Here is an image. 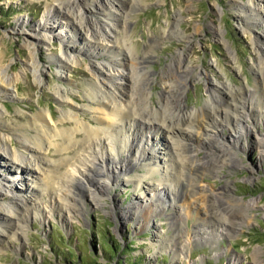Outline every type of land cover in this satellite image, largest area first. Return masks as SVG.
<instances>
[{
	"label": "rangeland",
	"instance_id": "obj_1",
	"mask_svg": "<svg viewBox=\"0 0 264 264\" xmlns=\"http://www.w3.org/2000/svg\"><path fill=\"white\" fill-rule=\"evenodd\" d=\"M50 1L52 0H0V71L6 70L10 72V76L19 74L9 91L0 87V109L5 108L4 116H0V147L6 144L10 150L31 156V152L24 148V138L17 130L19 126H23V132L27 130V133L34 134L35 131L30 130V127L35 122L40 124L36 117L38 111L52 110L54 119H51L50 125L53 129L58 127L56 124L59 127L64 125L73 128V116L63 124L59 123L64 112L74 114L68 104L59 98L56 92L59 86L67 89L72 103L78 105L79 119L88 121L90 125H99L95 117L99 114L87 106L91 103L92 92L97 94V98L102 92L98 89L100 81L93 62L105 63L126 47H130L133 54L142 56L152 39H158L159 43L157 47H153V57L145 63V67L151 70L153 78V82L148 85L147 102L154 107L161 104V93L167 86L165 79L168 65L174 61L177 52L182 50L188 54L186 59L193 69L191 80L186 86V106L182 110H198L206 105L211 82L215 86L224 82L233 88L256 87L259 73L255 66L259 53L254 38L258 33L264 35V25L248 24L240 4H235L234 0H127L115 15L113 12L99 14L97 0H82L83 10L90 16L108 21L117 19L116 47L111 48L113 52L102 51L100 55L81 50L89 41L82 37L83 33L76 26L69 28L64 17H51L47 11ZM99 1L108 3L109 0ZM236 1L245 5L249 0ZM47 19L56 20V24L60 26L55 30L56 34L59 33L57 36L48 31L51 40L44 44L28 33L32 32L40 20ZM68 32L75 34L71 42L66 36ZM29 43L35 49L41 70L29 66ZM66 43L74 46L71 51L79 57V61L62 66L59 57L65 50ZM262 46L264 47V43ZM127 69L131 70L130 66ZM132 73L129 86L132 88L131 98L135 99V96H141L144 92V70L139 68ZM249 116L248 122L253 130L244 131L237 142L231 140L238 136L237 131L232 125L226 124L219 126V139L223 149L214 144L211 147L200 144L196 149L188 148L179 156L178 165L181 166L190 160L195 162L205 158L213 159L217 155L223 157L212 169H200V177H196L194 169L187 170L181 166V169L176 168L181 171L179 179L173 180V184L179 194L171 190L164 194V200H160L164 201V207L147 223L144 218H138L134 214V201L147 204L148 189L159 185L164 178V167L176 160V154L172 151L169 154V148L161 135L156 137L152 134L148 140L156 149L158 157H153L155 164L159 163L163 167L151 171L149 165H135V169L129 173L138 174L142 179V189H137L135 180L127 181L129 175L123 173L116 174L118 181L112 182L105 189L96 184L92 174L83 176V179L81 177L82 181L78 174L71 187L74 188L76 182L82 183L75 187V191L77 202L83 210L59 205L61 209L58 207L54 212H49L51 196L46 190L48 188L39 180L36 181L38 172H25L24 175L13 177L0 167V181L8 176L13 190L24 194L33 193L37 204L48 212L47 215L32 212L23 236H5L0 250V264H127L126 261L130 260L137 264H264V139L263 142L260 141V137L264 138V113L260 118L252 113ZM82 134H77V138H82ZM5 135L10 137L9 141H5ZM144 145L150 147L148 144ZM57 147L59 146L52 145L44 153L56 164L52 173L60 177L67 167L65 164L58 165L59 161L71 159L79 147H72L68 151H58ZM149 149L153 150L151 147ZM209 150L213 153L210 154ZM162 157L168 158L167 163L160 161ZM22 159L25 166L31 167L29 159ZM3 163L0 158V164ZM176 169H171L175 175L178 173ZM106 178L103 175L100 180ZM199 183L208 185L207 190L205 189L207 194L218 192L217 197L228 203H233L234 197L255 200L251 209H242L241 212L238 210L240 205H235L239 217L234 219L237 223L236 230L231 234L222 233L214 238L207 235L204 230L206 228L202 226L203 230L197 232L198 218L206 216L204 209L193 207L190 201L193 195L185 200L184 194L180 193L181 190H187L193 194L190 187ZM33 187L37 189L32 190ZM92 188L96 189L97 194L91 193ZM6 189L3 191L11 195V191ZM1 190L0 204L6 205L11 200L9 196L1 195ZM185 203L192 205L188 209L189 216L173 223L174 214L180 209L186 210ZM218 211L219 215L209 216L211 226L207 221L203 222L206 227L209 226L207 232L215 227V223L226 220L225 213L220 209ZM246 213L251 216L250 222H244L243 216Z\"/></svg>",
	"mask_w": 264,
	"mask_h": 264
},
{
	"label": "bare ground",
	"instance_id": "obj_2",
	"mask_svg": "<svg viewBox=\"0 0 264 264\" xmlns=\"http://www.w3.org/2000/svg\"><path fill=\"white\" fill-rule=\"evenodd\" d=\"M126 1L127 0H109L108 3H104L97 0V4L99 3L97 6L98 12L99 14L102 12H113V15H115V13L118 14V11H120L119 9L121 6L125 5L124 3H126ZM234 1L235 4H240L241 9L244 11V19H246L248 24L255 26L264 25V0H259L258 3L256 0H249L245 5L238 3L236 0ZM49 4L47 11L50 12L51 17L54 15L64 17L66 19L64 22L69 28L73 29L74 26H76L78 31L83 33L82 37L89 41V44L86 43L81 50L84 49L87 53L93 55H100L107 50L113 52L111 48H115V44L118 41V33H116L118 29L117 19H115V21H108L98 16H90L89 13L83 10L84 4L82 0H52ZM50 19L52 20L53 18ZM50 19L45 21L40 20L34 29H32V32L28 34L37 41L46 44L51 40V36L47 34L48 31L53 32L54 36L59 34H56L55 30H57L56 28H58L60 24H56V20L51 21ZM178 19H180V17H178ZM72 35L73 33L70 34L69 32L66 34L70 42L75 38V34ZM91 42H93V44H91ZM31 43L27 44L31 53V60L28 61L29 66L32 69L41 70L40 65L37 63L38 59L35 54V49ZM124 43L126 44V42ZM158 43V39L150 40L142 56L133 54L130 52V47H126L121 50L120 53L112 55L111 59H108L105 63L98 61L93 62V66L96 70L95 72H97L98 75L97 78L100 81V83H98V89L102 92L99 98H97V94H93L92 92V94H90L92 98L91 103L87 106L93 108L94 111L99 114V116L95 115L99 125H90L91 123L88 124V121H84L81 118L79 119L78 105L72 103L70 100V98H72L70 92L59 86L56 90L59 98L63 103H67L75 114L72 115V113L64 112L62 118L59 119V123L63 124L73 116L75 118V125L73 128H68L64 125L59 127V125L56 124L58 127L53 129L50 125L51 119H54L52 110L49 109L47 112L38 111L36 117L40 124L35 122L34 125L30 127V130L35 131L34 134L31 135L27 133V130L23 132L21 129L23 126H19L17 130L24 138L25 141L23 140V146L31 152V156H26L21 151H16L14 149L10 150L7 148L6 144L0 147V158L4 161L3 165L0 164V167L7 170L9 176L18 177L25 172L39 173V175L35 176L36 181L39 180V182L43 183L46 188H48L46 190H48L51 196V204H48L49 212H54L59 205L68 206V208L71 207L74 210L75 207L77 210L81 209L77 202L78 196H76L77 192L75 191V187L81 186L82 183L76 182L77 184H74V188L71 187L73 186V180L77 179L78 174L80 175V179L81 177L83 179V176L87 174H92L94 176L93 178L97 181L96 184L102 189H105L118 181V176H116V174L123 173L129 175L127 181L135 180L137 189H140L141 186H143L142 179L137 176V173L129 174L131 170L135 169V165L140 167L149 165L151 171L160 168V166L161 168L163 167L159 165V163L155 164L156 161L153 160V157H158L156 155V149L154 146H151L152 144L148 140V137L153 134L156 137L161 135L163 140L165 139L166 147L169 148V154H171V151L174 152L176 154V160L174 159L175 162L164 167L163 176L165 179L163 178L157 187H150L148 189L149 192L146 194L148 200L147 204L143 201H134V205H136L134 206V214H137L138 218H144L145 223H147L153 215L160 211L161 207H164V201H160L164 194L170 190L177 192L175 193L177 195L179 194L173 184V180L177 181L179 179V172L181 170L179 171V169L176 168H180L179 166L181 165H178L180 160L179 156H181L185 150L188 148L196 149L201 146L200 144L209 147L214 144L223 149L221 140L219 139L221 136L219 126L222 127L226 124L232 125L237 131L238 136L231 140L237 142L240 137L242 138L244 131H249V129L253 130V127L248 122L250 120L249 114H256L259 118L263 115L264 47L262 43H264V35L262 33H258L257 37L254 38V43L259 53L258 63L256 62L255 66L256 71L259 73L256 87L254 89L239 86L238 88H233L226 85L224 82L216 86L211 82V85H209L210 95L207 98L206 105L198 110H182V107L186 106V86H188L191 80L190 75L193 72L192 65H190L186 59L188 54L185 53L186 51L183 52V50L177 52L174 61L168 65L169 69L166 70V72H168L165 79L167 86L164 87L165 90L161 93V104L155 107L148 104V85L153 82L151 81L153 78L151 70L146 69L145 63L153 57L151 51L153 47L158 46ZM65 47V50L62 51V55L59 57L60 61H62L60 62L62 66H66L68 62L71 64L77 63L79 57L71 51L74 46L70 43H66ZM92 47L97 49L94 50ZM127 66H130L131 70L127 69ZM139 68L144 70L142 74V88L144 92L141 96H135L134 99V97L131 98L132 88H130L129 82L133 78L132 72ZM18 75L10 76V72L2 69L0 71V87L3 86L5 91H9L11 86L17 81ZM132 87L133 89L135 88L134 83ZM3 107L5 106L3 105ZM4 110L0 109V116H4ZM9 129L10 128H8V130ZM80 132L83 133V137L78 139L77 134ZM4 137L5 141L6 139L8 141L10 140V137L8 138L7 135ZM263 139V137H260L261 142H263ZM144 144L150 145L153 150L150 151V147L147 148ZM52 145H58V151H68L72 147H79L71 159L59 161L58 165L65 164L67 167L60 177L52 173L56 169V164L52 162V159L46 157L44 153V151L49 149ZM212 153L213 152H210V154ZM228 156L232 157L230 155ZM22 157L30 160L29 163L31 167L24 165ZM222 157L221 155H217L213 159L211 157L195 162L190 160L187 164H184V162L181 167L187 170L194 169V172H197L196 177H198L202 170L207 168L212 169L216 166V162L220 161ZM163 160L167 163L168 158L162 157L160 161L163 162ZM8 161H10L11 164H9ZM172 168L178 171L176 174L177 177L175 172L172 173ZM99 175L101 177L106 175L107 178L100 180L101 177L99 178ZM24 178L27 177L24 176ZM10 181L8 176H4L0 181V188L2 189H0L1 195L9 196V200H11V202L6 205L0 204V250L5 236L8 238L17 234L24 235L32 212L48 214V212H45V208H41V205L39 206L37 204V198L33 197V193L24 194L23 192L13 190V186L9 183ZM186 186H188V184ZM206 186L208 187V185L203 186L200 183L199 185L193 184V186L190 187L192 188L193 194L187 190L180 189V194H184L185 200L193 195L191 197L192 199L190 198L193 207L204 209L206 214V216L198 218L199 230H197V232L203 230V228L200 227L202 226L206 228L204 229L205 233L214 236V238L222 233L231 234L234 229L236 230L235 225L237 223L234 219L239 217V213L237 215V210H235V205H240L238 206V210L241 212L243 211L242 209H251L255 204V200L234 197L235 200L233 203H228L226 200H221L217 197L219 196L218 192L207 194L205 192V189L207 190ZM4 188L11 191V195L4 192ZM34 189L37 188L33 187L32 190ZM91 193L93 195L97 194L96 189L92 188ZM175 197L176 195L174 198ZM185 205L187 207L185 211L180 209L179 212L174 214L173 223L178 220L181 221L189 216L188 209L192 208V205H187V203H185ZM59 208L61 209V207ZM219 209L225 213L226 216L224 219L226 220L223 222L220 220V223H217L218 225L215 223L214 225L216 228L212 227L211 230L207 232L206 230H209L208 227L212 224L209 216L211 217L213 214L219 215ZM142 213L143 215H141ZM243 219L244 222H250L251 216L246 213ZM205 221H207L208 227L203 223ZM217 226L219 228H217ZM183 247L185 248V246Z\"/></svg>",
	"mask_w": 264,
	"mask_h": 264
},
{
	"label": "trees",
	"instance_id": "obj_3",
	"mask_svg": "<svg viewBox=\"0 0 264 264\" xmlns=\"http://www.w3.org/2000/svg\"><path fill=\"white\" fill-rule=\"evenodd\" d=\"M134 241L132 240V243H133ZM109 251V250H108ZM109 253L110 254H113L111 251H109ZM126 262H128L127 264H137L136 262H134L133 260H130V261H126Z\"/></svg>",
	"mask_w": 264,
	"mask_h": 264
}]
</instances>
